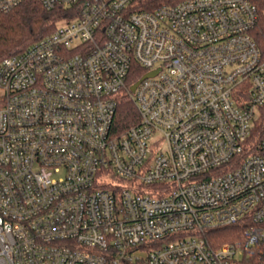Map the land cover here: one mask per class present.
Listing matches in <instances>:
<instances>
[{
  "label": "built area",
  "instance_id": "built-area-1",
  "mask_svg": "<svg viewBox=\"0 0 264 264\" xmlns=\"http://www.w3.org/2000/svg\"><path fill=\"white\" fill-rule=\"evenodd\" d=\"M39 1L79 14L0 62V264H264V0Z\"/></svg>",
  "mask_w": 264,
  "mask_h": 264
},
{
  "label": "trees",
  "instance_id": "trees-1",
  "mask_svg": "<svg viewBox=\"0 0 264 264\" xmlns=\"http://www.w3.org/2000/svg\"><path fill=\"white\" fill-rule=\"evenodd\" d=\"M169 0H155V5ZM151 8V7H149ZM78 6H56L46 8L39 0H25L16 8L0 14V62L8 56L20 53L31 44L52 32L62 19H73L78 16ZM258 44L264 59V17L259 16L256 25L250 31ZM147 69L133 63L127 78L126 88L117 98V109L112 126L113 133L122 135L129 127L140 121V114L130 94L131 86L139 81ZM3 104L0 92V106ZM255 133L259 136L264 130V116L256 125ZM245 227L235 224L210 232L215 242L234 241L242 236Z\"/></svg>",
  "mask_w": 264,
  "mask_h": 264
},
{
  "label": "water",
  "instance_id": "water-1",
  "mask_svg": "<svg viewBox=\"0 0 264 264\" xmlns=\"http://www.w3.org/2000/svg\"><path fill=\"white\" fill-rule=\"evenodd\" d=\"M156 73H157V70H156V71H151V72L146 73V74H145V75H144L139 81H137L136 83H134V84L131 86V91H132V92H135L137 86L139 85V83H140L143 79H145V78H147V77H150V76H154Z\"/></svg>",
  "mask_w": 264,
  "mask_h": 264
}]
</instances>
